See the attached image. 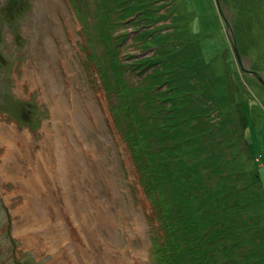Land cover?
Listing matches in <instances>:
<instances>
[{"label":"rangeland","instance_id":"374dc122","mask_svg":"<svg viewBox=\"0 0 264 264\" xmlns=\"http://www.w3.org/2000/svg\"><path fill=\"white\" fill-rule=\"evenodd\" d=\"M70 1L72 6L81 3L80 8L82 10L88 8L89 12L92 8L96 10L99 2V15H104L103 13L112 7L110 0H87L83 3L81 0ZM218 1L224 16L219 11L217 0H176L173 4L176 8H168L166 11L171 17L178 13V9L191 12L190 18L188 17L190 31L200 35L199 41L205 58L224 61L226 72H234L237 69L236 81L242 84L240 94L244 97L238 92H233L236 83L232 81V73H230V87L226 93V101L223 100L224 98L213 97L216 103L226 105L224 113L229 119L226 122L228 128L224 133L227 137L226 141L218 148L207 151L213 153L216 149H222L223 152L215 157L219 163L211 161L210 154H205V161L201 163V167H196L189 181L185 183V188L183 190L176 188L173 194H169L167 190L176 179L169 181L161 169L165 165L157 164L158 179L156 180L162 184L165 191L158 192L156 197L160 199L163 195L162 204L164 199L167 201V206L161 208L148 198L149 187H146L145 191L140 183L137 160H133L128 143L122 136L124 131L114 119L112 112L114 106L112 102L115 98L110 91L114 93L113 88H119L121 82L124 83L121 91L126 92V97L132 105L137 107L141 104L140 94L144 93L139 86L141 82L137 84L140 75H137V70L131 63L134 55H128L136 53L137 57H142L152 53L153 49L140 51L139 46L145 42L137 45L135 36L141 28L132 31L128 25L126 27L128 33L122 44L115 45L116 40L109 42V45H114L115 52H121L122 61L117 69L116 64L114 66L111 64L113 62L104 44L98 41L100 33L106 30L102 25H110L109 16H104L103 23L98 25L96 30L90 25L88 16L85 17L84 22L75 16L68 0H0V60H4L3 67H0V102L3 101L1 92L6 88L5 86L11 87L10 92H14L17 102L14 105L9 102L8 105V108L14 109L13 115L0 111V121L15 125L18 131L25 129L35 138L39 135L43 121H49L51 113L41 92H44V87L48 91L56 88L57 85L53 83L52 87L43 84L38 86L30 82V72L27 70L29 66L36 74L43 72L45 64L52 65L59 81L56 89L58 91L72 88L82 97L87 92L89 95L90 92L95 91L100 92V96L102 94L103 106L98 107L96 99L92 98L95 100L96 109L99 110L100 121H95V116L87 118L91 125V133L87 134L84 141L77 139L75 141L79 162L84 158L85 165L90 166V169L96 167L95 170L89 169L88 176H79L77 172L80 164H77L74 174L60 178L56 166L55 170L46 171L45 175L48 176V187L51 191L55 190L53 196L60 198L59 204L62 203V186L70 189L68 194L72 197L76 185L79 184L82 196L77 201V206L81 208L82 204L88 201L91 210L98 208L100 212L104 211L106 216L108 214L107 219L113 224L112 235L108 241L113 245H119V249L126 250L124 255L130 264L131 261L137 262L140 258L143 264H164L156 255V250L153 251L154 247L157 249L153 241H157L158 236L166 235L163 227V223L166 224L165 220L172 216L178 220L183 218L174 210L172 204L184 199L188 202L186 207L194 208V214L198 217V213H201L205 206L216 207L219 201L229 194V190L225 188L230 187V183L234 182L238 175L241 166L237 160H241L243 166H246V163L250 164L251 161L257 165L256 175L261 181L254 184L251 189L255 191L257 202L254 201L256 196L252 195L253 201L249 200L247 206H242L243 208L236 212V217L240 216L242 219L241 222L233 225L238 227H231L225 233L218 234L222 228L219 223L213 227L205 226L202 230L206 236L207 251L211 259L212 255L216 259L212 264H249V259L252 264H264V251L259 248L260 246L264 248V242L261 241L264 239V87L258 77L240 70L237 58L229 48L232 39L236 37L243 66L246 69L257 68L259 70L257 72L264 76V0ZM24 5V10L21 11L20 7ZM3 17L10 22H5ZM86 21L88 23H85ZM224 21L228 23L225 26ZM111 34L119 35L114 30ZM91 51L92 56L96 55L103 62L104 76L98 75ZM2 53H5V56H2ZM20 77L26 80L17 88L16 82ZM103 79L108 83H102ZM164 84L153 87L162 90ZM244 91L250 94V98L247 95L245 97ZM121 99L124 101L125 97L121 96ZM238 103L240 115L237 116L233 104ZM35 106L38 111L28 118L27 112L33 111ZM138 117L144 118L142 112ZM68 122L65 120L64 123ZM61 123L63 124V119ZM63 126L65 128L64 124ZM79 134L77 132V137ZM147 137L149 144L159 147L158 142L161 138L158 134L153 133ZM244 139L248 147L245 146V142L243 143ZM1 150L0 147V264H86L75 260L74 248L68 245L70 240L55 246L60 248L59 250L55 247L52 250L49 248V245H53L51 240L45 239L35 246L24 243L20 234L14 231V224L22 220L19 208L25 203L29 193L22 186V176L15 170L10 169L9 176L3 177ZM233 151L241 153L233 155ZM197 156L192 153L189 159L196 160ZM232 160H235L236 164ZM24 165L27 167L26 164ZM231 165H235L236 168ZM234 185L236 183H233ZM183 192L190 195H188L189 200L185 199ZM171 195L174 196L175 201H172ZM208 195L210 199L198 203L201 198ZM38 197L43 198L44 201L46 196H36L37 199ZM165 210L170 214L164 215L165 218L162 219L161 211ZM84 225L83 218L69 224L74 229L71 235L74 242H81L79 230H82ZM237 228L241 229L240 233L233 235L231 232ZM209 230L212 231L211 234ZM199 238L202 237L199 235ZM167 240L168 237L165 236L164 240L160 241ZM37 250L40 255L35 254ZM72 250L73 254H71ZM176 263H179L178 259Z\"/></svg>","mask_w":264,"mask_h":264},{"label":"trees","instance_id":"16d2710c","mask_svg":"<svg viewBox=\"0 0 264 264\" xmlns=\"http://www.w3.org/2000/svg\"><path fill=\"white\" fill-rule=\"evenodd\" d=\"M81 1L82 3L87 2V0ZM110 1L112 7L107 9L106 13H103L104 15H99V2H97V9L92 8L89 12L88 8L84 10L80 8L81 3L72 6V2L68 0L69 5L74 9L75 16L81 22H84L85 17L88 16L90 25L96 30L98 25L103 23L104 16L110 17V25H102L106 30L100 33L98 41L104 44L113 62L111 64L113 66L116 64L117 69L122 61L121 52H115L114 45H109V42L116 40L115 45L122 44L128 33L126 31L128 25L132 31L141 28L136 33V39L134 38L138 41L137 45L145 42L139 46L140 51L153 49L152 53L147 56L137 57L136 53L128 54L134 55L131 63L137 70V75H140L137 84L141 82L139 86L144 93L140 94L141 104L137 107L132 105L126 97V92L121 91V86H124L122 82L119 88H113L114 93L111 90L110 94L115 98V101L112 102L114 103L112 107L114 119L124 131L122 136L128 143V149H130L133 160H137L140 183L145 191L147 190L146 187H149L147 194L153 204L161 208L166 207L167 201L165 199L162 204L163 195L160 199L156 197L158 192L165 191L162 184L156 180L158 179L157 164L165 165L161 169L169 181L176 179V182H173L167 190L169 194H173L176 188L182 190L185 188V183L189 181L196 167H201L207 154H210L211 161L219 163L215 157L223 150L216 149L213 153L207 151L218 148L226 141L227 137L224 133L228 128L226 122L229 119L224 113L226 105L216 103L213 97L224 98L223 100L226 101V93L230 87V73L233 74L231 76L232 81L236 83V89L233 92L240 94L242 84L236 81L235 74L237 71L235 70L237 69L234 72H226L224 61H213L205 58L201 41H199L201 40L200 35L190 31L188 17L190 18L191 12L178 9V13L171 17V14L166 10L175 6L172 4L164 9L166 5L164 0ZM23 7L25 5L20 7L21 11L24 10ZM168 17H171L173 25L171 31L165 28L166 22L164 21ZM157 21H161L163 24L154 26V22ZM183 25L187 27L185 28ZM112 30L119 35L111 34ZM92 60L95 62L98 75L104 76L103 62L96 55L92 56ZM102 83L108 82L104 79ZM162 83H165L162 90L159 88L156 90L153 87L160 86ZM244 93L245 97L247 95L250 98V94H247L246 91ZM231 94L230 92V96ZM3 95L4 101L0 102V105L8 107L9 102H5L8 95ZM240 95L244 97L242 94ZM121 96L125 97L124 101ZM14 102L16 99L13 97L11 103L14 105L16 104ZM122 103L123 106H121ZM233 105L235 110L239 107V103ZM140 112L144 115L143 119L138 117ZM235 113L237 116L240 115L239 110H236ZM11 114L13 115V113ZM153 133L158 134V137L161 138L158 142L160 143L158 144L159 147L148 143L147 136L153 135ZM155 143L157 142L155 141ZM243 143L248 147L245 139ZM192 153L198 155L196 160L189 159V155ZM238 153L241 152L233 151V155ZM153 157H155L154 161ZM232 161L236 164L235 160ZM237 161L241 166L238 175H236L234 182L230 183V187L225 188L229 190V194L222 201H219L220 203L216 207H203L204 209L198 213V217L194 214V208L186 207L188 202L184 199L172 204L174 210L183 218L178 220L172 216L165 220L166 224L163 223V227L168 240L166 242L160 241L161 239L164 240L165 236H158V240L153 241L154 246L157 245V249L154 247L153 251L156 250V255L161 258L164 264H212L215 262V257L212 255L211 259L207 251L206 236H204L202 229L205 226L213 227L219 223L222 228L218 234H222L231 227H238L233 225L241 222L242 219L240 216L236 217V212L243 208L242 206H247L249 200L253 201L252 195H255V191L251 189L254 184L261 181V178L256 175L258 168L254 162L251 161L250 164L246 163V166H243L241 160ZM231 167L234 168L235 165H231ZM233 183L236 185L233 186ZM260 187H262L261 184ZM188 195L187 192H183L185 199L189 198L190 195ZM173 197L171 195L172 201H175ZM209 197V195L208 197L204 196L198 203L208 200ZM254 201L257 202V196ZM161 212L163 215L160 218L162 219L165 218L164 215L170 214L168 210ZM239 231L241 229L237 228L231 233L237 235L240 233ZM209 233L211 234L212 231L209 230ZM199 235L202 237L201 239ZM261 241L264 242V239ZM262 247L259 248L264 251ZM177 259L179 263H176ZM248 263L252 264L250 259Z\"/></svg>","mask_w":264,"mask_h":264},{"label":"bare ground","instance_id":"6f19581e","mask_svg":"<svg viewBox=\"0 0 264 264\" xmlns=\"http://www.w3.org/2000/svg\"><path fill=\"white\" fill-rule=\"evenodd\" d=\"M164 1H166V5L164 6V9H166L174 4L176 0ZM254 4L255 2L253 1ZM3 20L7 23L10 22L9 19L4 17ZM167 20L169 22H166L165 28L171 31L173 28L171 19H166L165 21ZM161 23V21L154 22V26ZM223 23L224 26L228 24L226 21ZM229 48L230 50L233 49V44ZM5 53L2 56H5ZM2 61L4 60H0V67H3ZM27 70L30 72V82L33 84L38 86L43 84L52 87L53 83H55L57 87L59 86L56 70L53 69L52 65L45 64L42 73L35 74V71L30 66ZM250 70L259 71L257 68H251ZM23 75L25 76L24 73ZM260 77L261 80L257 79L264 87V76L260 74ZM25 80L26 78H18L16 87L18 88L21 82ZM103 81L104 79L101 80V82ZM260 84H258L259 87H261ZM5 87L3 88V92H1L2 96H4L3 94H7L8 97L5 102L11 103L14 92H10L11 87ZM57 87L48 91L44 87V92H41V96L48 103L51 117L49 121H43L37 138L33 137L25 129L18 131L15 125L5 124L3 121H0L2 175L3 177H7L10 174V169L15 170L22 176V186L29 193L26 196L25 203L19 208V211L22 213H20L22 220L19 223H15L13 229L16 233L20 234L24 243L37 246L45 239L51 240L53 245H49V248L52 250L57 248L55 246H59L60 242L70 240L68 245L74 248L73 257L81 263L130 264L124 255L126 250H121L119 249V245H113L108 241L113 231V224L107 219L108 214L106 216L105 212H100L98 208L91 210L88 201L87 203H83L81 208L77 206V201L82 196L79 184L76 185L74 196L72 197L68 194L70 193V189L67 186H62L61 204H59L60 198L53 196L55 190L51 191L48 187V176L45 175V172L55 170L56 166H58L57 174L60 178L68 174H74L77 164H80L77 172L79 176L89 175L90 166L85 165L86 159L84 158L80 160L81 163L79 162L78 153L75 149V141L76 139L84 141L87 134L91 133V125L86 120L87 118L95 116V121H100L99 110L96 109L94 99H96L98 107L104 105L100 92H90V95L87 92L82 97L75 89L66 88L58 91L56 90ZM92 98L94 99L92 100ZM236 110L238 111L239 107ZM0 111L10 114L13 113L14 109L0 105ZM37 111L36 106L33 108V111L29 110L27 112L28 118L31 115L33 116ZM27 115L25 116L26 120L28 119ZM62 119L66 129L61 123ZM65 120L69 122L64 123ZM67 129L70 131H67ZM77 132L80 133L79 137H77ZM95 168L92 167L90 171L95 170ZM38 195H45L44 201L40 197L37 199L36 196ZM80 218L85 219V225L82 227V230H79L81 242L77 243L72 240L71 235L74 229L69 224L75 223ZM59 249L57 248V250ZM35 254L40 255V252L37 250ZM71 254H73V250ZM137 262L131 261V264H143L141 258Z\"/></svg>","mask_w":264,"mask_h":264},{"label":"water","instance_id":"95a60500","mask_svg":"<svg viewBox=\"0 0 264 264\" xmlns=\"http://www.w3.org/2000/svg\"><path fill=\"white\" fill-rule=\"evenodd\" d=\"M217 6H218V8H219V11L222 13V15L224 16V14H223V11H222V9H221V7H220V3H219V1L217 0ZM232 44H233V50H234V52H235V55H236V57H237V63H238V65H240V70H243V71H247V72H249V73H252V74H254L256 77H258V79H260L261 80V77H260V74L257 72V71H255V70H250V69H246L244 66H243V64H242V60H240L241 59V57H240V54H239V50H237L238 49V46H237V43H236V41H235V39L233 38L232 39Z\"/></svg>","mask_w":264,"mask_h":264}]
</instances>
